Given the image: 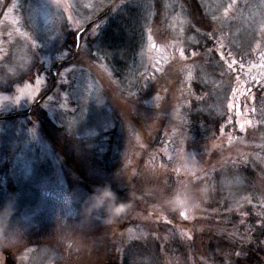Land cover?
<instances>
[{"label": "rangeland", "instance_id": "374dc122", "mask_svg": "<svg viewBox=\"0 0 264 264\" xmlns=\"http://www.w3.org/2000/svg\"><path fill=\"white\" fill-rule=\"evenodd\" d=\"M106 1L59 0L69 5L65 10L55 7L57 0H0V84L10 74L17 76L21 69L30 66L37 69V62L41 64V73L35 78L39 75L45 81L34 100L24 99L19 105L11 98L19 95L18 89L25 85L34 87L35 80L14 84L11 91L0 89V264H7L8 257L14 264H102L108 251L111 255L131 257L133 264H154V251L157 256L164 255V264H195L205 254L200 241L215 232L229 242L227 248H216L222 259L212 254L208 264H230L229 259H235L236 252L241 259H247L237 264H264V226H261L264 222V92L254 87L251 80L252 77L259 80L264 74V68L260 67V54L264 51V0H238L236 12L217 21L212 20V15H220L217 5L225 0H200L218 37H225L224 43L236 59L243 57V68L236 71L239 84L231 74H225L216 80V88L208 91L201 87L200 93L196 91V82L205 86L215 80L206 75L200 77L201 67L193 65L197 58L190 53L195 52L193 48H199H189L196 38L186 31L189 18L178 0H166L159 18L173 33L178 32L182 43L166 46L175 39L163 41L165 29L161 28L162 23L154 22L149 29L156 48L149 47L146 37L136 58L137 65L131 71L133 75L137 71V76L115 75L99 52L91 50L94 49L91 42L83 41L77 49L76 37L74 41L68 40V32L73 31L70 38L74 37L77 25L87 21L85 17L98 13ZM89 3L93 4L92 8L83 7ZM12 4L17 6L8 13L6 6ZM69 15L72 20L68 19ZM167 16L171 22L165 20ZM87 35L91 41L96 36L93 29L85 38ZM49 37L52 39L43 47ZM33 40L41 47H33ZM177 47H183L185 52L187 49L189 55H185L190 58L180 59ZM61 52L68 55L59 59ZM70 55L74 62L59 71L57 85L49 92L48 97L53 100L46 97L41 102L52 121L44 127L38 114L29 112L49 83L53 62H63ZM218 61L217 70L221 74L223 69ZM101 65H106L107 71ZM66 69L74 70L66 72ZM182 70L187 77L189 72L192 75L190 80L187 78V90L178 87L177 72ZM138 76L145 85L136 91ZM63 78L69 81L68 85L63 84ZM149 84H152L150 88ZM239 85L252 88L256 113L243 105L239 115L226 109V98L231 99L230 87ZM154 87L156 95L150 92ZM210 93L217 104L207 102L205 111L212 110L223 120L215 138L199 139L193 133L198 135L189 115L196 111L193 101L207 100ZM65 94L67 100L63 98ZM15 114L16 118L10 117ZM132 120L136 128L130 125ZM245 120H252L253 124L241 131L239 124ZM183 121L193 132L188 131ZM31 122L35 126H29ZM34 127L35 140L30 132ZM123 137L134 139L131 140L134 147L121 145L126 143ZM140 148L157 153L149 151L152 155L145 157L148 166L144 168L141 159L139 166L143 169L137 170L140 156L136 151ZM248 163L254 170L263 166L257 169V179L248 178L242 171ZM136 172L141 173L145 182L135 183V202L128 203L126 220L119 217L110 220L102 210H90L93 193L102 192L106 186L124 201L129 192L124 187L130 186ZM170 174L178 183L173 193L161 185ZM200 178L205 179L201 187L197 182ZM148 179L155 185L151 186ZM216 192L223 193L221 211L207 208L218 199ZM65 197L71 199L70 204L65 203ZM193 197L199 206L190 209L191 219H185L179 207ZM233 197H239V201ZM227 198L232 202L225 206ZM169 201H173L179 214L182 225L179 237L194 242V253L193 250L185 253L176 245L178 234L172 229L165 234L167 248H162L160 242V246L155 245L161 228L153 217L164 211ZM234 208L247 218L242 215L246 221L238 224L237 230L231 225V234L227 229L236 219ZM245 223L251 225V231L243 230ZM190 232L191 239L183 237Z\"/></svg>", "mask_w": 264, "mask_h": 264}, {"label": "trees", "instance_id": "16d2710c", "mask_svg": "<svg viewBox=\"0 0 264 264\" xmlns=\"http://www.w3.org/2000/svg\"><path fill=\"white\" fill-rule=\"evenodd\" d=\"M165 1V2H164ZM181 3V6L184 10H186V13L188 15L189 18V25L186 27V31H188V33H191L195 36L196 38V42L193 43L191 46H189V48L191 47H198L197 48H193L195 50V52L197 53L196 55V62H193V65H197L199 67H201V71H199L200 77H204V75H206V77H211L213 78L215 81H213L211 84H205L202 85L199 82H196V91L197 93H200V88H204L207 89L208 91L212 90L214 87L216 88V80H219L221 77V74L219 72V70H217V60H219V55L216 51H212L209 52V49H215V41L214 40H209L207 38V36L205 35L207 32L213 31V23L211 22L205 8H204V4L200 1V0H178ZM163 4H166V0H107L103 6L99 9L100 11L98 13H95V15L91 14V17L82 23V28L83 31H76L74 32L75 34L73 35L74 37L70 38L71 34H73L72 32H68V40L70 41H74L75 37H76V42H77V37H79V43L81 44L83 41L87 44H92V47L94 49H91L92 51H98L99 55H101L102 60H104L107 64H109V66L111 67V69L114 71L115 75H117L120 78H124V77H132V76H137V71L134 72V75L131 74L132 69L134 68L135 64L137 65L136 62V58L137 55L139 54V52L142 50V48L144 47L145 41H146V37H147V32L149 27L152 26V24L155 22L156 25L157 23H162V27L163 29H165V36L163 38V41L167 40L170 41L173 39L175 40H179L180 37H178V32L173 33L172 32V28L171 27H166V22L162 21L159 18L160 13H162V9H163ZM96 5V4H95ZM120 7H117V6ZM93 15V16H92ZM159 19V20H158ZM168 22L170 21V16H167L166 19ZM99 24L100 25V31L98 32V35L96 34V36L94 37V39L91 41L90 38H85L86 34L91 31L92 29L96 28V25ZM160 26V25H159ZM194 26V27H193ZM180 27V26H179ZM200 29L199 32L196 31V29ZM70 34V35H69ZM174 35V37H173ZM214 35L218 36V33H214ZM180 36V35H179ZM87 39V40H86ZM76 46V45H75ZM172 48V47H171ZM75 50V49H74ZM199 51V52H197ZM105 52L108 53H112V55H108L105 56ZM187 55H189V53L185 52ZM71 55H74V51L71 53ZM70 57L67 60H63L62 61H54L51 67V70L49 71L50 76H49V83L48 85L45 86V88L42 91V97L38 98L37 101L34 103V105L32 106L29 114H38V117L40 118V120H43V124L42 126L44 127H48L49 125L52 124L51 118L49 116L48 111L42 107L41 102L48 97L49 92L51 90H54V88L56 87L55 85H57V75L59 73V71H61V69L66 68L69 66V64H71L72 62H74L75 58H71ZM162 56V55H161ZM160 56V57H161ZM186 56V55H185ZM159 57V58H160ZM189 57L190 56H186ZM38 64V68L34 69L31 68V66L27 69H21L19 70L17 76H13L14 74H10L9 76H6L5 80H4V84H0V89H2L3 91H11L14 87V84H22L25 80H30V81H34L36 74H40L41 73V64L39 62H37ZM214 66H215V70L214 71ZM212 67V68H211ZM36 68V67H35ZM183 69V68H180ZM179 69V70H180ZM37 72H34V71ZM137 70V69H136ZM205 70V72H204ZM212 72V73H211ZM219 74H217V73ZM178 74V87L179 89H188V80H187V74L186 72H177ZM14 77V78H13ZM15 78H18L17 80ZM137 86L135 88L136 91H139L140 88H143L145 85V82L141 80V78L138 76L137 77ZM12 79V80H11ZM15 82V83H14ZM152 84H149V88ZM152 93V95H156L157 91L156 88H152V90L150 91ZM213 92V91H212ZM207 102L209 104H217L216 98L215 96L210 93L209 94V98L206 99H201V100H197L196 99L193 101V105L192 107H196V111L191 113L189 115L190 121L191 123L194 125L193 128L195 130H197L198 135L195 133V131L193 132L192 128L190 127V125H188L186 123V121H183V123L186 126V128L188 129L189 132H193L199 139L200 137H203L204 139L206 138H211V137H216L217 134L220 131V125L221 122L223 120V118L218 115L217 113L213 112L212 110L210 112H208L207 110L205 111V107L207 106ZM200 103V105H199ZM203 106L202 110H197L199 106ZM220 106L222 107V104H220ZM28 113V111H27ZM18 116V115H13L10 117H13L14 119ZM186 117V115H185ZM12 120V119H11ZM31 125L29 126H35V124L33 122L30 123ZM134 124L133 120L131 122L130 125ZM136 128L135 124L134 127ZM60 132V131H59ZM124 134V132H123ZM125 136V135H123ZM195 136V137H196ZM124 139L126 137H123ZM126 140V139H125ZM134 140V139H131ZM131 140H126V143H121V145H126L128 144V147H131L132 145V141ZM124 142V141H123ZM74 143V147H75V142ZM124 147V146H123ZM132 147H134L132 145ZM70 148V147H69ZM149 151H153L154 153H157V150H146V148H140L139 150L136 151V154H139L140 157H138V165L137 170H141L143 169V167L145 168V166H148V164H146V159L145 157H149L152 155L151 152ZM144 157V158H143ZM142 159L143 161V167L139 166V163L141 162L140 160ZM145 159V160H144ZM155 160V159H154ZM153 160V161H154ZM161 165V164H160ZM248 165H244L242 169L243 172H245L246 174L249 175L248 178L250 177H257V169L258 168H262V167H258L256 170L251 169L248 167ZM151 168L153 166H150ZM231 168H233L231 166ZM264 169V168H263ZM141 173L140 172H136L135 175L133 176L134 181H132V183L129 185H127L126 187H124V190L129 191L128 193H126L125 196V202L128 203H134V185L135 183H144L145 180L143 178L140 177ZM171 176H166L164 177V179H166V181H162L161 185L164 184L167 186L166 190H169L167 192L169 193H173V191H177L176 189H174L177 186V181L175 176H172V174H170ZM257 179V178H256ZM205 180V179H204ZM203 179L201 180L198 179L197 182H199V187H201L200 185H202V181L205 182ZM148 181L150 182L151 186L155 185L154 181H151V179H148ZM179 182V180H178ZM154 189V188H153ZM153 193V192H152ZM215 196H219L218 199H216L215 201H213L212 203L210 202V204H208L207 208H215V209H219V211H221V207L219 204L221 202L220 198L221 196H223V193L220 192H216ZM159 198V197H158ZM157 198V201H158ZM223 198V197H222ZM231 199H236L237 201H239V197L238 198H231ZM186 200L188 199H184L185 202H187ZM153 202H155L156 200H152ZM232 202L229 200V198H227L225 200V206ZM158 203V202H155ZM170 205L168 204L163 210L164 211H158L153 218H156L158 221V223H160V228L159 229V233H157L158 238L156 239V243L155 245L158 247L159 242L162 243V248H167V246H165L164 243H166V235L168 233V231L170 229L174 230V232L176 234H178V241L177 239L174 241V243H176V245H178L182 251H184L185 253L188 251L190 252L191 250H193L194 253V248H195V244L193 241L191 240H186V241H182V239H180L179 234L181 233L182 230V225H180L179 221V214H177L176 210L174 209V203L173 201H169ZM176 203V202H175ZM238 203V202H237ZM178 204V203H176ZM186 204V203H185ZM230 208V207H229ZM137 209H141V208H137ZM236 208H234L235 210ZM149 210V209H148ZM147 210V211H148ZM151 211V210H149ZM239 210H235V217L236 219L234 220V222L229 223V227L227 229V231L229 233H233L231 230H233L231 225H235L236 227H234V230L238 229V224H242L241 221L243 220L246 221L245 219L247 218L246 215H244L245 217H242V215L238 214ZM151 214V213H150ZM120 220H126L127 219V214L126 212H124L121 216H119ZM133 219L135 217H132ZM182 222V221H181ZM134 223V222H133ZM132 225H135L132 224ZM249 224L245 223V227L243 228V230H245L247 232V230L251 231V225L247 226ZM138 229H140L137 226ZM137 230V229H136ZM138 231V230H137ZM253 233V232H252ZM192 236V232L189 233ZM183 237H187L186 235ZM188 239V238H186ZM227 239H225L224 237L220 236L219 233L215 234H210L208 233V235L206 237L202 238V241H200L201 245L200 247H202L201 250H204L205 254L202 256V259H197V262L195 260V264H208L209 260H211V255L215 254L217 259H222V254L218 255L216 248L219 247H225V245L228 246V242L226 241ZM167 244V243H166ZM183 246H182V245ZM232 244V243H231ZM219 246V247H218ZM2 249V248H1ZM116 250L119 252L118 247H116ZM188 250V251H187ZM221 250V249H220ZM219 250V251H220ZM3 251V249H2ZM4 252V251H3ZM164 252V251H163ZM112 253V251H111ZM153 254V261L154 264H164V255L162 256H157V253L154 251L152 252ZM156 255V256H154ZM198 255H202V254H198ZM107 258L104 260V262L102 264H129L128 262H130L131 264H133V262H131V260L129 258L131 257H125L122 256L120 257L119 253H116L115 255H112L109 253L106 254ZM7 258V256H6ZM201 258V257H200ZM230 264H237V262H240V260H247V259H241L240 256H235V259H233V257H231L230 259ZM7 264H14L11 258H7ZM59 263V262H58Z\"/></svg>", "mask_w": 264, "mask_h": 264}, {"label": "snow or ice", "instance_id": "6c2138e0", "mask_svg": "<svg viewBox=\"0 0 264 264\" xmlns=\"http://www.w3.org/2000/svg\"><path fill=\"white\" fill-rule=\"evenodd\" d=\"M16 4H12L11 6H6L7 7V12L11 13L14 8L16 7ZM55 7L59 8H64L65 10H67V8L69 7V5L67 4H61L59 3V0H57V2L55 3ZM83 7L85 8H92L93 4L89 3V4H85L83 5ZM117 7H120L119 5ZM239 7V3L238 0H225L224 3L222 4H218L217 5V10L220 12V15H212V20L217 21V20H224L230 17V15L234 14L236 12V10ZM95 14V13H94ZM63 18V17H62ZM69 20H72V16L69 15L68 16ZM85 20L89 19L88 17L84 18ZM78 30L83 31L82 25H77ZM100 27L99 24L96 25V28L93 29V33L97 34V29ZM194 27V26H193ZM197 32L200 31V29H196ZM216 30L207 32L205 35L207 36V38L209 40H214L217 47L215 49H209V52L212 51H216L219 55V61L218 63L220 64L221 68L223 69V71L221 72V75H225V74H231L233 77H235V79L237 80V83L239 84V77L236 75V71L239 69L243 68V57H241V59H236V57L233 55V52L230 48H228L225 43H224V36H216L214 35ZM182 32V29H181ZM25 36H27L26 33H24ZM52 37H49L48 39L45 40V43L43 45V47H47L49 40H51ZM148 42H149V47L152 49L156 48V43L154 42V38L151 35V29L148 30V36H147ZM182 43V41H179L178 39L175 40L173 42V44L171 45H166V46H176L177 44ZM32 46L33 47H41V45H38L36 43L35 40L32 41ZM81 45L79 43V37H77V43H76V48L80 49ZM177 52L179 54L180 59L182 60H186L188 59V57L185 56V51L183 47H177ZM68 53L67 52H61L59 55V59H62L63 57L67 56ZM108 55H112V53H108L105 52V56ZM191 56H196L197 53L196 52H191L190 53ZM260 60H261V64L260 67L264 68V51L261 52L260 54ZM101 67H103L105 69V71H107V66L106 65H101ZM74 69H66V72H71ZM109 75H111V73L109 72ZM143 75V74H141ZM192 78L191 72L188 73V79L190 80ZM253 86L254 87H258L259 90L261 92H264V74H261V78L259 80H257L255 77L251 78ZM45 81L38 75L35 78V86L33 87L32 85H25L24 88L18 89L19 95H16L14 97H12L11 99L13 100L14 104L19 105L21 103V100L24 99H29V100H34L35 96L38 95L39 93V88L40 85L43 84ZM63 84L68 85L69 81L66 78H63L62 80ZM230 92H231V99H227L226 98V109L228 111H232L235 112L236 115H239V108L241 105H243L245 108H249L250 107V112L251 113H256V108L254 107L255 101H256V96L253 93V90L251 87H245L244 85H239L236 88H231L230 87ZM78 94V92H77ZM65 100H67V94L64 95L63 97ZM157 99H159V97H157ZM49 101L53 100V97L49 96L48 97ZM239 100V103H237V101ZM61 107H64V105H60ZM75 111V110H73ZM247 115V112H246ZM228 123L231 124L232 123V118L231 116L228 117ZM253 121L252 120H245L243 123L239 124V127L241 129V131L245 130L246 125H252ZM31 132V137L33 140L37 139V130L34 127L33 129L30 130ZM177 171H179V169H177ZM65 203L66 204H70L71 203V199L69 197H65L64 198ZM249 203H251V200L248 201ZM182 209V211L180 212V215L182 217H184L185 219H191L192 217L188 214L190 209L186 208V207H179ZM245 215V214H242ZM241 223H243V220L241 221ZM264 226V222H262V225ZM184 235L187 236L188 239H191V235L188 233H184ZM235 255L239 256L240 253L236 252Z\"/></svg>", "mask_w": 264, "mask_h": 264}, {"label": "clouds", "instance_id": "9594fccd", "mask_svg": "<svg viewBox=\"0 0 264 264\" xmlns=\"http://www.w3.org/2000/svg\"><path fill=\"white\" fill-rule=\"evenodd\" d=\"M199 204L195 198H190L189 201L181 207L194 209ZM128 204L118 198L117 194L111 189L110 186H106L100 193H93L92 203L90 205L91 211H103L107 214L110 220L121 216L127 210Z\"/></svg>", "mask_w": 264, "mask_h": 264}]
</instances>
